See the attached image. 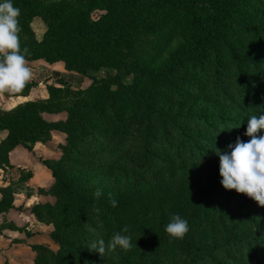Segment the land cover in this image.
Returning a JSON list of instances; mask_svg holds the SVG:
<instances>
[{
	"label": "rangeland",
	"instance_id": "obj_1",
	"mask_svg": "<svg viewBox=\"0 0 264 264\" xmlns=\"http://www.w3.org/2000/svg\"><path fill=\"white\" fill-rule=\"evenodd\" d=\"M210 1L12 0L33 75L22 92H0V264H52L58 242L86 264H136L153 239L171 250L155 264H184L264 215L222 187L214 152L249 139L214 119L246 125L229 97L239 59L252 87L263 77L264 0H238L227 24L199 10ZM178 129L202 154L178 157ZM173 215L188 222L183 239L164 230ZM117 232L128 250L89 249Z\"/></svg>",
	"mask_w": 264,
	"mask_h": 264
},
{
	"label": "clouds",
	"instance_id": "obj_2",
	"mask_svg": "<svg viewBox=\"0 0 264 264\" xmlns=\"http://www.w3.org/2000/svg\"><path fill=\"white\" fill-rule=\"evenodd\" d=\"M19 16L20 9L14 7L12 0H0V92L9 94L22 92L33 75L25 58L29 54L28 49L20 46ZM246 125L244 136L249 138L247 141L238 136L226 146V150L215 148L219 158L220 183L225 190L244 194L264 207V113L252 115ZM93 195L100 197L101 189L98 188ZM109 203L112 207L118 203L111 193ZM164 230L171 239H183L189 230L188 222L179 215H173ZM122 232H127V229H122ZM131 246V237L121 232L114 233L107 245L99 237L88 245L101 257L106 251L128 250Z\"/></svg>",
	"mask_w": 264,
	"mask_h": 264
},
{
	"label": "trees",
	"instance_id": "obj_3",
	"mask_svg": "<svg viewBox=\"0 0 264 264\" xmlns=\"http://www.w3.org/2000/svg\"><path fill=\"white\" fill-rule=\"evenodd\" d=\"M165 0H154V2H163ZM238 0H212L209 3L200 4L199 10L205 15L208 21L215 22L217 24H227L230 22L228 13L232 10V6H237ZM230 9V10H229ZM197 28V26H196ZM264 32V28L260 30V33ZM204 32H201L203 35ZM264 45V44H263ZM233 61V60H232ZM239 86L237 87V95L234 97L232 92L230 93L229 100L239 107L242 112L247 115L249 119L252 115H258L264 113V72H262L261 82L258 86L252 87L251 81H249L246 73L245 66L248 64L247 59H239ZM237 62V63H238ZM233 64V63H232ZM234 101V102H233ZM195 123L196 121H203L204 119L200 116L189 117ZM219 126L222 127L226 133L230 132L231 137H234V133L231 132V127L235 125V130H243L247 125L237 123H225L221 119H214ZM121 128L123 127L121 123H118ZM237 130V131H238ZM246 130V129H245ZM179 136H181L179 142V149L176 152L178 157L182 158L184 156L194 157L201 153L198 146V138L195 136H188L187 132L178 129ZM261 134V133H258ZM95 153H103L104 147H95ZM140 159V156L137 157ZM148 159L151 161H158V157L149 154ZM88 222V217L84 218ZM264 239V215L258 220L255 226L250 229L247 234L243 236L224 241L219 244L216 248L210 249L208 247H203L196 250L192 255H189L184 264H263L264 250L261 249V243ZM159 242V241H158ZM156 242L152 240L151 244L147 243L144 245L141 254L142 261L136 264H155L159 261L163 254L171 257V250H168L167 246L163 242ZM58 252L56 254L50 252L49 257L53 263L52 264H86L88 259L86 254L79 251L77 247L64 245L61 242L57 243ZM128 259L122 261L121 264H128Z\"/></svg>",
	"mask_w": 264,
	"mask_h": 264
}]
</instances>
